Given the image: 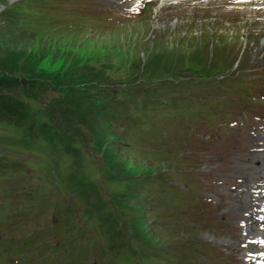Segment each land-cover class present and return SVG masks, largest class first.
<instances>
[{
    "label": "rangeland",
    "instance_id": "rangeland-1",
    "mask_svg": "<svg viewBox=\"0 0 264 264\" xmlns=\"http://www.w3.org/2000/svg\"><path fill=\"white\" fill-rule=\"evenodd\" d=\"M20 1L0 2V21L5 17L2 14L4 5H14ZM61 1L71 10L79 11L78 0ZM183 21L177 22L178 26L166 23L156 26L151 13H148L135 24L101 31L104 33L84 30L63 35L56 30L42 29L28 33V37H20L18 33L11 32V37H18L17 43L22 50L33 54L38 51L36 58L43 57L36 61L41 74L40 90L13 93L18 102L59 106L75 101V95L58 79L59 71L74 63H86L94 68L100 75L99 83H122L120 80L139 78L141 83L135 86V90L148 83L147 96L150 101L141 104L139 100L136 103L138 107L125 110L128 128L135 138L128 139L124 135L126 130L118 129L119 136H124L121 139L122 147L117 151L112 146H95L96 150L104 153L88 158L79 150L78 140H75L77 159L74 164L66 165L60 152L55 148L51 150L48 145L37 143L34 149H23L20 144L16 145L24 156H36L30 158L28 164L39 169L41 191L45 195L43 203L11 207L9 221L17 230L33 233L46 212L78 194L100 199L107 192L110 212L115 215L119 227L126 231L131 249L124 253L121 252V245L114 242L104 247L95 242L78 241L72 234L51 233L54 239L59 240L57 248L64 252L71 264H85L91 258L107 264H192L184 256L175 257L171 253V247L178 246L181 242L177 241L183 236L181 211L185 207V194L176 188L181 181L172 174L173 159L168 148L176 142L177 137L197 139L199 131L233 116L234 108L224 109L229 104L223 100L237 96L239 83L227 80L225 85L213 86L206 91L199 86V81L196 89L190 90L183 98L168 99L161 82L166 74L180 71L189 64H198L195 65L197 73L201 65L207 69L205 74L225 76L230 70L231 60L249 57L257 48L256 42L264 37V32L252 36L249 23L237 25L236 19L230 25L220 27L213 26L211 21L203 25L192 24L188 19ZM2 29L0 22V34H3ZM254 32H258V29ZM47 52L63 56L64 62L54 60ZM95 96L93 92L85 93L83 97L86 103L83 107L89 109ZM94 125L95 120H89L88 128L84 125L80 131L85 135L101 134ZM101 135L105 141L111 138L109 133ZM89 138L85 137L87 140ZM194 144L186 147V151L193 155L196 149L201 152L208 149V145ZM89 147L93 150L92 145ZM19 159H25L21 152ZM81 160L84 164H81ZM69 171L77 174L72 176ZM19 172L22 175L26 170L20 168ZM97 219H101L99 214ZM37 243L39 248L47 246L41 243L40 238ZM146 245L153 248L148 250ZM21 249L18 238L13 236L9 247L0 249V253L19 256ZM0 264L12 262L0 258Z\"/></svg>",
    "mask_w": 264,
    "mask_h": 264
},
{
    "label": "trees",
    "instance_id": "trees-1",
    "mask_svg": "<svg viewBox=\"0 0 264 264\" xmlns=\"http://www.w3.org/2000/svg\"><path fill=\"white\" fill-rule=\"evenodd\" d=\"M6 14H3L5 17L0 21L3 26V34H0V123L5 122V124L10 126L19 123L21 131L26 132L32 129L30 124L49 126V123L54 121L57 123L55 128L61 129L63 132L67 128L70 129L72 137L70 139L67 138L69 140L68 144L72 142L75 135H83L80 132V128L83 129L84 125L87 127L89 120H95L94 126L96 130L101 134H106V130L99 127L101 108L95 106L94 100L91 101V107L88 105L89 109L83 107L86 103V99L83 97L84 94L99 92L103 84L98 82L100 75L96 73L94 68L88 67L86 63H83V65L74 63L68 67H63L59 71L60 77L58 76V79L61 80L60 82L63 81L62 83H65L69 91L75 95V101L59 106H49L47 103L33 104L31 102L16 101L13 96L15 92L27 91L29 93L40 90L38 87L41 84V74L37 70L36 61L41 60L43 57L40 56L37 59L38 51L33 54L31 51L28 53L21 49V46L17 43L18 37H11V32L18 33L20 37H28L30 34L17 28L16 21L11 15ZM46 54L54 58V60L64 62L65 58L63 56L53 52H47ZM69 57L73 59L72 55ZM101 134L93 133V141H97V146L99 147L101 145L109 147L110 144L101 139ZM111 148L113 149V147Z\"/></svg>",
    "mask_w": 264,
    "mask_h": 264
},
{
    "label": "bare ground",
    "instance_id": "bare-ground-1",
    "mask_svg": "<svg viewBox=\"0 0 264 264\" xmlns=\"http://www.w3.org/2000/svg\"><path fill=\"white\" fill-rule=\"evenodd\" d=\"M202 13H204V12H202ZM249 14H250L251 16H253V17H258V15H257L255 12H249Z\"/></svg>",
    "mask_w": 264,
    "mask_h": 264
}]
</instances>
